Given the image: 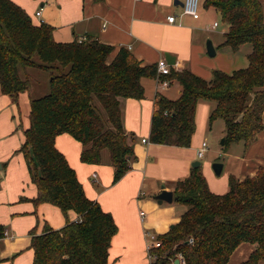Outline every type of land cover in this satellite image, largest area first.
Instances as JSON below:
<instances>
[{"label": "trees", "instance_id": "trees-1", "mask_svg": "<svg viewBox=\"0 0 264 264\" xmlns=\"http://www.w3.org/2000/svg\"><path fill=\"white\" fill-rule=\"evenodd\" d=\"M103 1V0H96ZM227 24L223 45L238 50L250 43L246 68L227 73L214 70L205 80L188 69L163 78L177 80L181 95L159 96L152 116L153 143L189 147L196 130L200 100L215 103L210 122L225 121L224 149L233 142L250 143L264 130V9L262 0H205ZM49 24L33 23L12 0H0V85L17 99L30 91V71L49 75V93L31 99L30 126L24 131L23 152L35 204L51 203L65 214L81 218L60 229L46 225L32 235L33 264H109V248L118 226L111 213L87 197L75 169L56 147V137L72 135L83 144L81 160L103 163L108 151L114 183L136 158L134 134L125 132L120 98L144 97L142 78H156L157 64L142 65L127 47L110 60L114 46L96 39L57 42ZM23 72V73H22ZM24 74V75H23ZM174 201L187 206L181 220L152 248V264H173L179 254L185 264H227L235 249L248 242L256 247L247 264L264 260V165L243 180L230 177V190L213 193L200 167L177 183ZM5 228L0 224V240ZM193 239V243L189 240ZM1 248V244H0Z\"/></svg>", "mask_w": 264, "mask_h": 264}, {"label": "crops", "instance_id": "crops-1", "mask_svg": "<svg viewBox=\"0 0 264 264\" xmlns=\"http://www.w3.org/2000/svg\"><path fill=\"white\" fill-rule=\"evenodd\" d=\"M12 1L24 8L36 25L41 24L40 20L51 25L57 42L85 38L114 46L110 60L121 47L129 48L142 65L157 64L160 59L169 63L167 55H170L174 57L171 61L175 60L173 64L169 63L171 69L181 71L190 68L207 80L212 79L209 76L212 74L213 77V69L219 70L221 66L220 62L209 60L207 43L205 46L202 41L206 17L211 10L218 12L214 7H207L205 0L202 3L205 12L198 19L182 15L180 6L178 15L174 8L177 6L175 0ZM39 10L40 17L36 16ZM170 15H177L176 21L169 22ZM227 30L228 26L223 29V35ZM215 49L218 55L219 46ZM245 59L232 60L238 61L235 70L249 65V59ZM240 66L244 67L238 68ZM141 82L145 90L143 98L119 99L125 132L134 134L136 158L118 182L114 183L115 170L107 152L103 163H86L81 160V141L68 133L58 135L55 140L56 147L75 169L87 197L111 213L118 226L109 248V264H152L146 234L149 230L167 232L187 210V206L174 199L171 203H159L155 196L166 189L172 191L175 198L177 183L191 175L193 163L201 161L199 167L210 190L219 195L230 190L231 176L240 180L253 177L264 165V130L252 142H233L225 153H218L223 156L220 162L224 164L220 175L212 166L219 155L199 159L197 152L210 129V116L215 107L214 102L207 100H200L197 104L196 130L189 147L151 142L152 116L157 98L165 96L175 100L181 95L182 86L177 80H172L170 86L161 88L156 78L149 77L142 78ZM32 97L25 91L14 99L2 93L0 85V224L5 225V237L0 240V264H33L35 251L31 242L34 233L42 234L46 225L60 229L67 222L80 218L74 210L65 214L56 205L46 202L35 204L33 201L38 189L32 182L23 154L19 152L25 141L24 131L30 126ZM26 186L29 187L27 190ZM23 197L26 198L23 204L15 203L18 198L22 202ZM255 247L248 242L240 244L227 264H247ZM257 264H264V260Z\"/></svg>", "mask_w": 264, "mask_h": 264}, {"label": "rangeland", "instance_id": "rangeland-1", "mask_svg": "<svg viewBox=\"0 0 264 264\" xmlns=\"http://www.w3.org/2000/svg\"><path fill=\"white\" fill-rule=\"evenodd\" d=\"M202 3H203V0H200V5H201L200 6V14L205 12L204 9H202V7H203ZM262 3H263V8H264V0H262ZM174 8L176 10V13L179 15L180 12H181V8L178 7V6H176ZM29 16H30V14H29ZM205 21L206 22L204 24V31H202L203 34H204V37H205L202 40L204 45L206 46V43L210 40V41L213 42V45H215L214 47L219 46V49H220L218 55L210 56L208 54L207 57L209 58V60H211L213 62H216V61L220 62L221 66H219L220 67L219 70L226 71V72H232L233 69H234V71H235V68L237 66L238 61L237 60L236 61H232V60L234 58L235 59L236 58H242L243 60H246L245 58H248L249 54L243 55V53H248L249 51L251 53L252 45L250 43H245L238 50H233L232 48L223 45L222 41L224 40V35H223L222 31H223V29H226L227 24L222 20V17L220 15V13H218V12L216 13L215 10H211L209 12V14L206 17ZM214 21H217L219 23L218 27H213ZM33 23L36 24L34 21H33ZM241 67H244V66H240L238 68H241ZM186 69L190 70V68H186ZM214 70H217V68L213 69V71ZM29 74H30V79H31V83H32V88L28 92H30V94H32V96H34V95L35 96H37V95L38 96H42V95H45V94L49 93V91H50L49 75H48L47 72L41 71V70H38V69H34V70H31ZM199 77H201V76H199ZM209 77H210L209 79H211L212 78V74ZM201 78H203V77H201ZM204 79L207 80V78H204ZM21 93H23V92H21ZM19 95H18V97H19ZM18 97H17V99H18ZM209 126H210V129L207 131V134L205 135L206 136L205 137V141L208 142V146H209L207 151L204 154L205 158L213 157L215 155L218 156L219 152L225 153L226 150H227V149H224L223 145L221 144V141H222V139L225 138V134H226L225 133V129H226L225 121L223 119L219 118V119H216L215 121L211 122L209 124ZM19 152H21V151H19ZM105 152H107V154H108V151H105ZM21 153L23 154V152H21ZM219 156H220V158H217V160H218L217 162H220L221 160H223V156L222 155H219ZM23 157L25 159L24 154H23ZM202 159H200V160H202ZM28 188L29 187L26 186L25 190H27ZM22 195H24V194H22ZM25 200H26V198L23 197V201L20 202L19 198H18L15 201V203H17V204L22 203L23 204L25 202ZM142 209L146 213H148L147 209H145V208H142ZM149 231H151L150 233H152V234L155 233L154 235H157V236L163 235V234L166 233V232L165 233H161L159 231L153 232V230H149Z\"/></svg>", "mask_w": 264, "mask_h": 264}, {"label": "built area", "instance_id": "built-area-1", "mask_svg": "<svg viewBox=\"0 0 264 264\" xmlns=\"http://www.w3.org/2000/svg\"><path fill=\"white\" fill-rule=\"evenodd\" d=\"M200 6H201L200 5V0H184V5L182 7L181 14L182 15L191 16L194 19H198L201 16V14H200ZM36 16H38V17L41 16V11L40 10L36 12ZM176 18H177V15H170V16H168V21L169 22H174V21H176ZM40 21H41V23H44L43 20H40ZM216 26H218V22L215 21L213 23V27H216ZM83 40H85V38ZM170 72H171V68H170L169 63L166 61V59H160L158 61V63H157V73H158V75L156 76L158 87L166 88V87L170 86L171 81L168 80V79L163 78V76L170 74ZM143 142H146V139H143ZM208 147L209 146H208V142L207 141H204L201 144V147L199 148V150L197 152V155H198L199 159H202L204 157V154L207 151ZM141 215H144V213L142 212ZM80 219L81 218H79L76 221H79ZM6 234H7V232H6ZM146 235H147V237L149 239V242H148L149 256H150L151 259H154L155 256L150 253V250L152 248L160 247L161 243L158 240L157 235H154V234H152L150 232H148ZM189 242L193 243V239L191 238L189 240ZM177 259L180 260V263L185 264V259L183 258V256L181 254L178 255ZM173 264H174V261H173Z\"/></svg>", "mask_w": 264, "mask_h": 264}, {"label": "water", "instance_id": "water-1", "mask_svg": "<svg viewBox=\"0 0 264 264\" xmlns=\"http://www.w3.org/2000/svg\"><path fill=\"white\" fill-rule=\"evenodd\" d=\"M174 4L177 5V6L183 7L184 1L175 0ZM207 51H208V54L210 56H215L216 55V49H215L212 41H210V40L207 42ZM171 58L174 59L173 56L167 55V60L169 61L170 64H173L175 60L173 61V59H172V61H171ZM224 142H225V138L222 139L221 144L223 145ZM200 165H201V161H197V162L193 163V167H199ZM212 166H213V169H214V171H215V173L217 175H220L222 173L223 166H224V164L222 162H214ZM1 167L2 166L0 164V169H1ZM173 195L174 194H173L172 191L163 189L159 194H157L155 196V198L159 201V203H162L164 201L171 203L173 201V199H174ZM175 264H180V260L176 259L175 260Z\"/></svg>", "mask_w": 264, "mask_h": 264}]
</instances>
